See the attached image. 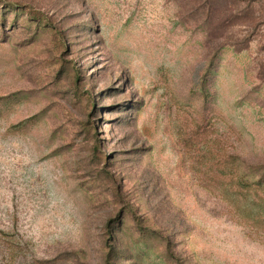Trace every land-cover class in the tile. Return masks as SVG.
<instances>
[{"label": "rangeland", "instance_id": "1", "mask_svg": "<svg viewBox=\"0 0 264 264\" xmlns=\"http://www.w3.org/2000/svg\"><path fill=\"white\" fill-rule=\"evenodd\" d=\"M0 264H264V0H0Z\"/></svg>", "mask_w": 264, "mask_h": 264}]
</instances>
